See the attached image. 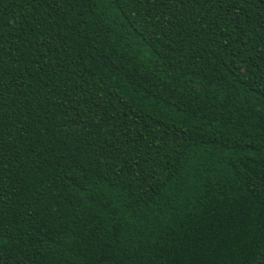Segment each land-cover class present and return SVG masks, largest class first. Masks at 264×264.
Returning a JSON list of instances; mask_svg holds the SVG:
<instances>
[{
  "label": "trees",
  "instance_id": "16d2710c",
  "mask_svg": "<svg viewBox=\"0 0 264 264\" xmlns=\"http://www.w3.org/2000/svg\"><path fill=\"white\" fill-rule=\"evenodd\" d=\"M0 264H264V0H0Z\"/></svg>",
  "mask_w": 264,
  "mask_h": 264
}]
</instances>
